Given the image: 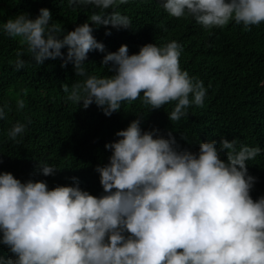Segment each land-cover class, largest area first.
<instances>
[{
	"label": "clouds",
	"instance_id": "obj_1",
	"mask_svg": "<svg viewBox=\"0 0 264 264\" xmlns=\"http://www.w3.org/2000/svg\"><path fill=\"white\" fill-rule=\"evenodd\" d=\"M126 2L68 0V5L94 6L100 11L89 17L92 25L119 30L130 28L129 17L115 10ZM162 7L171 17L190 16L209 30L234 20L250 31L264 22V0H162ZM51 21V12L41 8L35 19L24 13L8 19L2 31L19 38L36 64L57 58L64 61L61 67L73 64L83 79L71 90L62 85L68 101L82 102L84 109L95 104L110 117L142 93L151 110L175 102L170 121L186 116L193 104L203 107L207 90L181 70L183 49L176 41L146 44L132 55L122 45L102 60L112 75L99 78L83 67L89 52H104L90 23L60 34ZM23 55L16 52L17 71L25 66ZM7 107H0V120ZM24 107V99H17V110ZM142 119L105 145L108 163L95 168L103 189L99 197L82 190L75 177L74 186L50 190L45 181L21 182L0 172V244L10 253L8 259L0 256V264H264V196L251 197L256 178L246 165L261 149L243 143L237 149V140L222 138L219 147L209 141L199 143L198 153L181 151L171 133L166 139L158 130L143 131ZM25 130L18 121L7 137L20 143ZM37 170L45 177L57 172L47 163H37Z\"/></svg>",
	"mask_w": 264,
	"mask_h": 264
},
{
	"label": "trees",
	"instance_id": "obj_2",
	"mask_svg": "<svg viewBox=\"0 0 264 264\" xmlns=\"http://www.w3.org/2000/svg\"><path fill=\"white\" fill-rule=\"evenodd\" d=\"M41 8L51 12L50 23L57 24L60 34L90 23L92 35L104 45V52H89L83 67L89 75L99 78L112 75L107 70L111 65L103 66L102 60L122 45L132 55L146 44L159 47L176 41L183 49L181 70L202 80L207 90L203 107L193 104L186 116L170 121L168 115L175 102L151 110L142 102V93L133 102H122L119 112L110 117L95 104L84 109L82 102L79 105L68 101L62 85L71 90L83 79L76 76L73 64L61 67L64 61L60 58L36 64L19 38H10L2 31L8 19L22 13L35 19ZM115 10L129 17V29L92 25L89 17L100 9L91 5L73 10L68 0H0V107L8 106L5 118L0 120V172L11 173L21 182L45 181L50 190L74 186L75 177L82 190L99 197L103 189L95 168L108 163L111 152L105 145L115 142L116 133L130 122L143 117V131L158 130L166 139L171 133L181 151L198 153L199 143L209 141H216L219 147L222 138L237 140V149L241 143L259 147L261 152L246 165L249 175L256 178L251 197L256 200L264 196V22L250 26V31L234 20L223 28L209 30L190 16L171 17L162 7V0H127L118 3ZM18 50L24 51L21 59L26 61L19 71L15 68ZM61 51L66 56L67 48ZM17 99H24L23 110H17ZM18 121L26 126L23 136L17 138L20 143L7 137ZM221 158L226 160V155ZM37 163H47L57 172L47 177L40 175ZM0 256H10L2 244Z\"/></svg>",
	"mask_w": 264,
	"mask_h": 264
}]
</instances>
